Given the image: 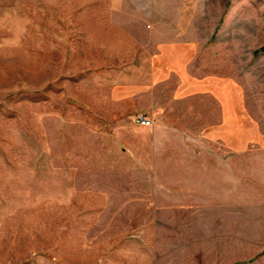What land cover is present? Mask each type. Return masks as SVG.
<instances>
[{"label":"rangeland","instance_id":"rangeland-1","mask_svg":"<svg viewBox=\"0 0 264 264\" xmlns=\"http://www.w3.org/2000/svg\"><path fill=\"white\" fill-rule=\"evenodd\" d=\"M181 52L234 86L235 150L202 189H125L115 131ZM0 264H264V0H0Z\"/></svg>","mask_w":264,"mask_h":264},{"label":"crops","instance_id":"crops-1","mask_svg":"<svg viewBox=\"0 0 264 264\" xmlns=\"http://www.w3.org/2000/svg\"><path fill=\"white\" fill-rule=\"evenodd\" d=\"M182 53L178 55L182 59L158 57L161 66L150 62L154 76L170 79L172 90L170 101L151 109L153 127L130 123L118 125L115 131L118 152L130 165L125 189H202L199 184L205 182V175L221 170L219 165H204L205 155L220 157V146L228 154L235 150L234 86L221 88L214 79L194 77ZM135 181L148 186L138 187Z\"/></svg>","mask_w":264,"mask_h":264},{"label":"built area","instance_id":"built-area-1","mask_svg":"<svg viewBox=\"0 0 264 264\" xmlns=\"http://www.w3.org/2000/svg\"><path fill=\"white\" fill-rule=\"evenodd\" d=\"M134 120L138 125L143 127H151L154 125V122L145 114H138Z\"/></svg>","mask_w":264,"mask_h":264}]
</instances>
